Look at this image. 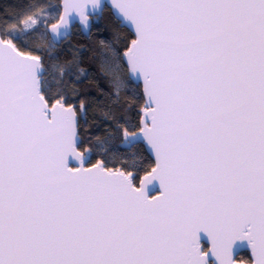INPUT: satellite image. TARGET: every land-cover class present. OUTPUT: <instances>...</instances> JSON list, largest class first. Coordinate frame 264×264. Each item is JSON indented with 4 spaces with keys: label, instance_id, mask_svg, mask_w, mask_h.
I'll list each match as a JSON object with an SVG mask.
<instances>
[{
    "label": "snow or ice",
    "instance_id": "snow-or-ice-1",
    "mask_svg": "<svg viewBox=\"0 0 264 264\" xmlns=\"http://www.w3.org/2000/svg\"><path fill=\"white\" fill-rule=\"evenodd\" d=\"M105 9L118 29L97 41L99 74L117 99L142 81L144 104L138 124L100 116L151 163L114 156L111 130L84 128L85 101L62 87L88 72L58 46L77 23L91 36ZM11 19L0 264H239L243 248L264 264V0H35Z\"/></svg>",
    "mask_w": 264,
    "mask_h": 264
},
{
    "label": "trees",
    "instance_id": "trees-1",
    "mask_svg": "<svg viewBox=\"0 0 264 264\" xmlns=\"http://www.w3.org/2000/svg\"><path fill=\"white\" fill-rule=\"evenodd\" d=\"M30 2L34 3L35 0H0V22L13 23L14 21L11 17L23 12ZM41 2L59 3L60 0H41ZM117 29L118 24L109 9H105L102 19L94 21L91 36H86L78 24L73 27L72 34L58 46V56L61 61H70L75 53L80 61V66L87 70L88 76L81 83L65 77L62 87L69 95L74 96L71 100L73 104L78 103L81 99L85 101L87 105V124L80 120V124L84 128L100 136H104L109 129L111 130L112 135L109 145L118 146V150L112 153L114 156L118 158L128 156L130 158L138 152L146 163H151V159L148 158L149 154L144 152L142 145H138L130 152L127 151L122 144L121 134L116 131L114 124L105 123L100 116L99 107L103 105L106 109H111L116 120L120 123L130 121L132 124H138L140 119L139 111L144 104V94H142L140 84L135 82L129 84L125 79V86L120 90V96L117 99L111 95L112 89L109 87L108 81L99 74L96 61V53L99 52L97 41L108 38ZM120 32L121 35H126L125 30H120ZM39 43L43 45L45 41H39ZM51 78L49 77V79ZM73 86L76 89L75 94L72 91ZM101 90H103L105 95H101ZM238 260L250 262L249 251L242 252Z\"/></svg>",
    "mask_w": 264,
    "mask_h": 264
},
{
    "label": "water",
    "instance_id": "water-1",
    "mask_svg": "<svg viewBox=\"0 0 264 264\" xmlns=\"http://www.w3.org/2000/svg\"><path fill=\"white\" fill-rule=\"evenodd\" d=\"M90 19H91V17H90ZM78 24V23H77ZM77 24H75L74 26H76ZM79 25V24H78ZM73 26V27H74ZM80 26V25H79ZM73 27H72V29H73ZM81 27V26H80ZM71 32H72V30H71ZM72 34V33H71ZM135 83L136 84H140L141 85V87H142V94H143V83H142V81H135ZM203 235V234H202ZM201 244H202V247H204V245L206 244L207 245V248H210L211 247V245H210V242H207V241H205V240H203L202 239V241H201ZM245 251H249V255H250V250L248 249V248H243V249H240L239 250V255L242 253V252H245ZM250 260H251V256H250ZM239 261V260H238ZM239 264H250V262H244V261H239Z\"/></svg>",
    "mask_w": 264,
    "mask_h": 264
},
{
    "label": "flooded vegetation",
    "instance_id": "flooded-vegetation-1",
    "mask_svg": "<svg viewBox=\"0 0 264 264\" xmlns=\"http://www.w3.org/2000/svg\"><path fill=\"white\" fill-rule=\"evenodd\" d=\"M204 247H205V249H207V245L206 244L204 245Z\"/></svg>",
    "mask_w": 264,
    "mask_h": 264
}]
</instances>
